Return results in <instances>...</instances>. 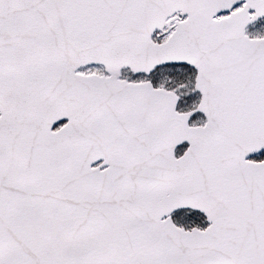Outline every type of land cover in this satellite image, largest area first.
Here are the masks:
<instances>
[{
  "label": "snow or ice",
  "instance_id": "snow-or-ice-1",
  "mask_svg": "<svg viewBox=\"0 0 264 264\" xmlns=\"http://www.w3.org/2000/svg\"><path fill=\"white\" fill-rule=\"evenodd\" d=\"M0 264H264V0H0Z\"/></svg>",
  "mask_w": 264,
  "mask_h": 264
}]
</instances>
